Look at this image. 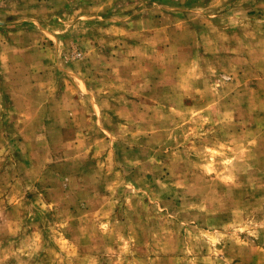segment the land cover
I'll return each mask as SVG.
<instances>
[{"label": "rangeland", "instance_id": "obj_1", "mask_svg": "<svg viewBox=\"0 0 264 264\" xmlns=\"http://www.w3.org/2000/svg\"><path fill=\"white\" fill-rule=\"evenodd\" d=\"M0 264H264V0H0Z\"/></svg>", "mask_w": 264, "mask_h": 264}]
</instances>
